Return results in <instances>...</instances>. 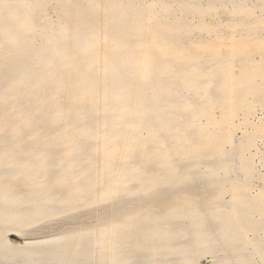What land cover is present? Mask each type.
Masks as SVG:
<instances>
[{
  "label": "bare ground",
  "instance_id": "6f19581e",
  "mask_svg": "<svg viewBox=\"0 0 264 264\" xmlns=\"http://www.w3.org/2000/svg\"><path fill=\"white\" fill-rule=\"evenodd\" d=\"M49 1H56V9L59 12L57 14L58 19L56 22L49 18H46L44 21H39L38 12L43 11ZM99 1L100 0H0V100L4 102V99L9 94V91L14 90L16 85L22 80L30 79L39 75L45 77L50 71L53 70H51V66L57 63L59 64L74 46H80L82 49H88V47L92 46L95 42L98 44L100 42L98 39H100L102 36H106L107 40L108 37H111L114 45L125 42V34H121V32L116 31L112 27V24L114 23L113 21L112 24H108V21H106L108 25H111L108 26L106 24L108 27L106 26V28L100 31L101 28L98 30L97 27H94L95 25L91 23L93 20L91 21L89 17H94L101 11H103L105 15H108L112 14L113 12L117 13L119 11L118 9L120 8L122 11L128 10L129 8L133 7L134 4L136 5L138 0H101L100 3ZM149 1L147 0V2ZM149 3L147 5H149ZM146 15L149 16V13ZM106 17L109 18L110 16ZM87 18H89V21H91V24L88 26L85 27L84 24L78 23V21H83ZM169 18H171V16ZM182 18H179V22L178 18L176 17L177 20L175 22L177 25L181 23V21L183 23L184 19L186 21L185 17L183 19ZM101 20L102 18H100L98 22H101ZM174 20L170 22L173 23ZM94 21H97V17ZM100 22L99 24L101 26L102 23ZM99 24H96V26ZM187 24L191 25L190 23ZM187 24H185L186 27H188ZM148 25L150 27L149 23ZM148 25H146V28ZM116 28L118 29L120 27ZM189 30L192 32L191 29ZM151 31L152 30H150V32ZM136 33L139 32L136 30ZM143 33L145 32L143 31ZM143 33L140 34L142 35ZM147 33L148 32L146 31L145 34ZM185 33L186 31H184L182 35ZM172 34L173 33H171L169 36L175 37L172 36ZM147 35H145L146 37L143 36V40L147 38ZM179 36H181V34ZM248 37L251 38L253 36ZM175 39L178 40L177 36ZM179 39L182 40L180 37ZM246 39L248 38L246 37ZM129 43L127 45H129ZM156 44L160 49H167V44L163 40H157ZM188 44L190 45V43ZM100 45H102V43ZM171 46L174 48L177 47L176 45ZM221 47L222 46H219V48ZM222 48L224 49V52H226L225 48ZM96 49L98 50V48ZM144 49L146 48L144 47L143 50ZM216 49L218 48H215L213 45L208 47V53L210 57L214 55L213 53ZM136 50L141 51V48H136ZM119 51H117L119 54L123 52ZM186 51H188V49ZM218 51L219 56L221 57L220 52L222 50L218 49ZM103 52L104 50L102 53ZM110 52L108 51V53ZM7 53L11 55L7 57ZM118 53L115 55V57L118 55ZM142 53L143 54L141 56H137V54L136 57H127L126 59L121 60H116L117 58L115 59L113 56L112 57L114 59L112 61V58H109L110 56L107 58L110 59L108 61H111L112 64H109L112 65L113 69L119 73L122 72V74L126 72L125 68L127 64H136L138 66L137 76L142 82L143 80L147 79L153 64L148 62L144 52ZM97 54L99 55L100 53H96V55ZM105 54H107V51ZM156 54L158 53L156 52ZM120 56L123 57V55ZM80 57L82 56L79 55V58ZM231 57H222L219 61H215L211 68L212 72L218 73L220 75L218 88L226 89L232 87L233 90H236L237 92L235 93L236 95H226L224 101H226L229 105H232L233 100L237 98L236 100L241 105L244 104L245 106L250 104V100L248 101L247 99H251V97H247L249 93L254 95V93L257 92L264 96V80L262 79L259 84L256 83L253 77V75L255 76L256 74L255 72L251 73L250 75L247 73L244 78L231 74ZM99 58L101 57L99 56ZM162 61L163 60H161L160 65L157 66L160 72L164 73L168 70L169 66L168 63H162ZM191 62L188 63L191 64ZM93 63L94 62L91 64ZM98 63L100 65V61L97 62V64ZM240 63L243 62L240 61ZM203 64L204 63L201 65ZM234 64L235 62L233 63V66ZM247 65L248 64H246V66ZM94 66L95 65H93V68ZM203 66H206V64ZM57 67L59 68L58 65ZM99 67L100 66L97 68L99 69ZM190 67L191 66H189V68ZM192 67V69L184 70L182 72L181 77L183 86L185 89L203 91L204 94L205 90L207 89L205 83H198L196 82V79V81L193 79V77L198 74V68L195 69L196 65L194 67L193 64ZM170 69L172 70V68L169 67V70ZM109 70L110 69H108V71ZM177 70L179 71V69ZM92 71L94 74V70ZM92 71L90 72L92 73ZM64 72H66V69ZM100 72L101 70L99 73ZM170 72L171 71H169V73ZM176 73L174 72V74ZM95 75L97 76L98 74L95 73ZM130 75H128V78ZM76 76L80 78L83 75L80 73V76L79 74ZM103 76L105 77L107 75H104L103 73ZM60 77L62 78L63 76ZM72 77L75 78L74 73L72 74ZM85 77L87 76L82 77V79ZM54 78L57 77L55 76ZM65 78L67 80V77H64V80ZM112 78L115 79L116 76ZM123 78L125 79V76ZM128 78H126L125 81H127ZM151 78L149 79L151 80ZM159 78H161V76ZM82 79L81 82L83 83ZM86 79H84V81ZM93 79L96 80L94 77ZM100 79L103 80L102 84H106L104 79ZM129 79L131 81L133 78ZM207 79L208 78L206 76V80ZM51 80H53V78ZM89 80L91 79L89 78ZM112 80L113 79L109 81ZM152 80L154 79L152 78ZM63 81L60 82L63 83ZM52 82H50L48 85H51ZM68 82L69 81H67V83ZM114 82L117 84L116 81ZM209 82L210 81L208 80V83ZM110 83L113 84L112 82ZM110 83H108L107 86ZM133 84H135L134 88H139H137V83L133 82ZM22 85L23 84H20V86ZM25 85L26 84H24V86ZM60 85L63 87L62 84ZM79 85H81V83ZM110 85L108 87H111ZM125 86L128 85L126 84ZM125 86H123V88ZM144 86L145 85L141 87L144 88ZM175 86H177V84ZM65 87L64 90L67 91ZM179 87L180 86H178V89ZM132 88H130V90ZM30 89L31 87H28L26 90ZM110 89L107 90L106 88L107 93L108 91L111 93ZM18 90L22 91L20 88ZM72 90L71 93L74 92ZM82 91H89V89L86 87ZM167 91V88H158L153 91L154 100H157V94ZM40 92H42V90H40ZM122 92L124 93V91ZM122 92L120 90L113 92L111 94L112 99L120 101L123 97ZM145 92L141 91V93ZM137 93L138 91H136V95L134 96H137ZM146 93L145 95L143 94L144 97L146 96ZM72 94L75 95L74 93ZM105 94L103 93V96ZM127 95L128 93L125 96L126 98ZM129 95L131 97V94ZM185 95L186 94H184V97ZM205 95L203 97H205ZM49 96L51 95L49 94ZM103 96H100V100L101 97L103 98ZM181 97H183V95ZM167 98L169 100V97ZM38 99L39 98H37V102H39ZM135 99L136 98H134V104ZM26 100L22 101L20 99L19 101L28 102ZM29 100L31 101L30 98ZM49 100L50 101L48 102H51L52 99ZM58 100L60 101L61 98ZM83 100L81 99L80 101ZM142 100L141 103L143 102ZM72 101L71 103L74 102ZM101 101L102 103H105L103 99ZM147 101H149V99ZM37 102L35 104H37ZM209 102L210 107L212 105L211 108H213L214 104L211 103V100ZM58 103L59 102H57V104ZM6 104H8V102ZM17 104L20 106V103ZM41 104L39 103V106H42ZM48 104L46 103V106ZM54 104L56 105V103L52 102L51 106ZM122 105H119L118 107L119 113H113L114 115L112 116L108 125L106 124L108 122V118L105 116L107 122H105L104 119L97 120L101 121H99V127H97V124L95 125L96 127H94L98 129L82 130L79 128H74L71 130H59V132L56 133V135H54L52 138L44 141H38L35 147L29 148V146V149H23L24 147L18 144V140L15 139L20 133L28 131L24 129L29 126V121L24 122L20 126H18L19 123L17 126L12 125L10 130H5L2 134L0 133V264H194L198 259L202 258V256H205V254H210L212 258V264H256L254 261V256L258 254L264 247V215L262 214V209L264 208V187L259 189L255 196L247 195V188L251 180L249 178L253 161L251 162V157L245 153V150L246 147L250 145L252 136L249 135L244 147H241V149L237 151L235 146L237 143L234 144L232 141L234 139H232L234 135H231V132H229L227 128L226 131L220 130V128L218 130L216 127L219 125L216 126L217 122L215 120H206L203 123L197 122L200 121V118L197 119L198 113H204L205 111L203 108H201L198 112L192 111V104L187 102V100L185 101L182 99L175 103V107L181 111L189 110L190 113L188 112L189 115L187 118V123H183L181 126L184 128L194 126L195 130H180V125H176L175 129L171 130L168 126L169 117L160 116L158 114H155L156 123L159 122V127H164L165 130H147V133L142 135L144 132L141 134L139 130H136L137 123H132L131 121H127L125 123V129L119 130L115 127V124H119L123 119L121 112L124 110V108ZM251 105L252 104H250V106ZM51 106L49 108H51ZM92 107H97L99 110L101 106L99 108L98 106ZM110 107L113 106L111 105L108 108ZM210 107L208 110L211 109ZM72 108L73 107H71V109ZM68 109L70 108L67 107V110ZM73 109H76V107ZM85 109L87 111L84 113L87 114V107ZM43 111L44 109L42 112ZM155 111H157V109ZM230 111V107L226 108V110L222 113L219 123L222 122L221 124H224L222 120H225L224 118L227 116L226 114L230 113L229 115H231ZM22 112L25 113V115L28 113V111ZM165 112L167 111L165 110ZM7 114L8 113L5 115L7 116ZM77 115H80V113ZM100 115L102 116V114ZM130 117H132L131 112L129 118ZM58 119L59 115L56 114L54 116V120ZM16 121L18 120L16 119ZM94 121L96 120L94 119ZM149 121H151V118ZM48 126L50 129V125ZM170 126L172 127V124ZM129 127L134 128L132 130ZM34 128L36 129V127ZM4 129L8 128H3V130ZM55 130L57 129L55 128ZM83 137H93L96 140V143L91 147L92 151L94 152L93 155L90 153V155H87L83 150V152L80 151V148L84 147L81 145L82 141L80 142V139ZM224 139L228 141V144L224 143L228 145L227 147L222 146V141ZM147 144H150V147H148ZM53 147H61V153L54 157L51 156L50 152V148ZM57 148L54 150L56 151ZM226 188H230L232 192L228 199H225L226 197H222V194ZM158 203L162 204V207H159L160 210H158V208L155 209V206ZM85 215L88 217H90V215H94L96 218L95 222L91 224H89L90 222H87L89 225L86 223L84 224V222L83 224L76 223V225H74V223L77 221L76 218L81 216L86 218ZM67 219L68 221L69 219H74L75 222L72 223L73 225L68 228H66L67 226H64L65 229L59 228L57 232H48L51 229L52 231L54 230V228H51L52 226L55 227V225H52V222H56L58 220L60 222V220L65 221ZM62 224L64 225V223ZM47 229H49L47 231L48 233H45L44 230ZM259 230H261V233L257 234L256 232ZM249 231H252L250 236V233H248ZM14 235L20 237V239L16 242L12 239L13 237H16Z\"/></svg>",
  "mask_w": 264,
  "mask_h": 264
},
{
  "label": "rangeland",
  "instance_id": "374dc122",
  "mask_svg": "<svg viewBox=\"0 0 264 264\" xmlns=\"http://www.w3.org/2000/svg\"><path fill=\"white\" fill-rule=\"evenodd\" d=\"M145 1H146V3H145ZM100 2H101V0L99 1V3ZM149 2H147V0H138L136 2L137 7L134 4V6L129 8L128 10L122 11V9L120 8V9H118L119 11L117 13L113 12L112 14H108V15L107 14L105 15V13H103V11H101L100 13H97V15H95L94 17L93 16H91L92 18L89 17L91 19V21L93 20L92 22L89 21V18H87L88 20L86 19V20H83V21H78V23L84 24L85 27L92 23L93 25H95L94 27L98 28V30L101 28L100 31H102L104 28H106V26L109 23L112 24L114 22L113 23L114 26L112 24V27L116 31L121 32V34H123V35L125 34L124 35L125 36V42H123L122 44L114 45L112 40H111V37H108V40H107L106 36H102L100 39H98L100 41V42L99 41L98 42L100 44L102 43V45H100L99 43L97 44V42H95L92 46L88 47V49L87 48L82 49L80 46H74V47H72L73 50L71 49V51L66 55V57L59 64L57 63V64L51 66V70L52 69L53 70L50 71L45 76L46 79H45V77H42V76L39 75V76H35L33 78H30V79H24V80L21 81L22 83L19 82V84H17L16 87L14 88V90L9 91V94L4 99V102L2 100H0V112H1L0 114H2V115H0V133L2 134V133H4L3 131L10 130L12 125L13 126H17L18 123H19L18 126H20L24 122L29 121V123H30L29 126L26 129H24V130H28V131L20 133L15 138L16 140H18V142L17 141L16 142L24 147L23 149H29V148L35 147L38 141H41V140L44 141V140L52 138L54 135H56V133L59 132V130H71V129H74V128H79V129H82V130H86V129L87 130H89V129L90 130H95V129H98V128H94V127H96L95 126L96 124H97V127H99L98 125H100L101 121L99 120L100 121L99 122L97 120L98 119H101V120L104 119V121L107 122L105 116H107V118H108V122L106 123L108 125L109 122L111 121L112 116L114 114H116V113H119L118 112V107H119V105H122V104L125 105V106L122 105L123 108H124V110L121 112L123 119H122V121L119 124H115V127L117 129H119V130L120 129H122V130L125 129V123L127 121H131L132 123H137L136 124L137 125L136 130H139L141 134L144 132L142 135H145L147 133V130H155V129L156 130H165L164 127H159V122L156 123L155 114H158V115L164 116V117H169L168 118V126H169V129H171V130H174L176 125H180V127H179L180 130H195L194 126H191L189 128H184L183 126H181V124L183 125V123L184 124L187 123V118H188V115L190 113L189 110L181 111V110H178L175 107V103L178 100H180V99L185 100V101L187 100V102L192 104L191 105V110L192 111L198 112L201 108H203V110L205 112L207 111L206 113L205 112L204 113H198L197 119L200 118V121H197V122L203 123L206 120H215L217 122L216 126L219 125L218 127H216L218 130L220 128V130H225L226 131V128H227V130H229V132H231V135H234V137H232V139L234 138L232 141L234 142V144L237 143V144H235V146L237 148V151H239L241 149V147H244V144L247 142L248 136L249 135L252 136V140L250 142V145L247 146L246 150H245V153H247V155H249L251 157V162L253 161L252 162V170H251V174H250V178H249L251 180H250V182H249L250 184L248 185V188H247V195L255 196L256 193L258 192V190L261 189L262 187H264V185H263L264 184V96L261 93H257V92L254 93V95L252 93H249L247 97H251V99L250 98H247V99H248V101L250 100L249 102H250V104H252L251 106H250V104H247L245 106H244V104L241 105L236 100L237 98L233 100L232 105H229L226 101H224V98L228 94L229 95L230 94L236 95L235 93H237V92H236V90H233L232 87H229V88H226V89L218 88V84H219L218 81H220V75L218 73L212 72L211 68H212L213 64L215 63V61L216 62L219 61L222 57L224 58V57L228 56V58H230L232 56L231 60H230L231 61V66L233 67V68L232 67L230 68V71H232L231 72L232 75L240 76V77L244 78V76H246L247 73L250 75L251 73L255 72L256 74H255V76L253 75V77H254V80H255L256 83L259 84V82L262 81V79L264 80V0H225V1L224 0H183V1L182 0H161V1L160 0H150ZM148 3H149V5H147ZM56 8H57L56 1H49L47 3L46 7L44 8V10L38 12V20L39 21H44L46 18H49V19H51V20L56 22L57 19H58V15L57 14L59 13ZM171 10H172V12H171ZM150 12H151V16H150ZM140 13H143V14H140ZM148 13H149V16L146 15ZM163 13H165V14H163ZM99 14L102 15V16H100ZM113 14L116 15V16H114ZM106 16H108V17L110 16V17L107 18ZM130 16H131V18H130ZM170 16H171V18H169ZM181 16L183 18L185 17L186 21L184 19L183 23L181 21V23L178 24L180 26H178L177 23L175 22L177 20L176 17L178 18V21H179V18H182ZM96 17H97V21H94L96 19ZM98 18L99 19L102 18L101 22L99 21L100 23H102L101 26H100V24L98 22V20H99ZM170 19L174 20L173 23H176V24L171 23L170 21H172V20H170ZM182 19H180V20H182ZM125 20H127V21H125ZM87 21H89V22H87ZM106 21H108V24H107ZM146 21H147V23H146ZM184 21L187 22V23H190L191 25L185 23ZM95 22H96V24H99V25L96 26ZM148 23L150 24V27H149ZM184 23L187 24L188 27H186ZM183 24H184V26H183ZM110 25H108V26H110ZM146 25H148L147 28H146ZM116 27H120V28L117 29ZM189 29H191L192 32H190ZM136 30L139 33H136ZM150 30H152V31L150 32ZM183 30L186 31V33L189 30L187 34L185 33L186 35L184 34L185 36L182 35V33H184ZM134 31H135V34H134ZM143 31L145 33L147 31L148 35L143 33ZM128 32H130V33H128ZM163 32L164 33L166 32L165 34H167V35H165ZM167 32H169V33H167ZM140 33H143V34L141 35ZM171 33H173L172 36H175V37L177 36V39L179 41L176 40L175 37L169 36V35H171ZM178 33H179V35L181 34V36H179ZM144 34L147 35V38H145L146 36ZM253 34H255L256 36L253 35ZM162 35L164 37L165 36L166 37L164 38ZM143 36H145L144 40H143ZM248 36H253V37L249 38ZM131 37H132L133 41L131 40ZM139 37H141V38H139ZM148 37H149V39H148ZM179 37L182 38V40H180ZM246 37L248 39H246ZM138 38H139V40H138ZM187 38H188V40H187ZM157 40H163L167 44V49H160L157 46V44H156ZM168 40H171V41H168ZM144 41H145V43H144ZM128 43H129V45H127ZM188 43H190V45ZM144 45H146V46H144ZM171 45H174V46L176 45L177 49L174 48ZM178 45H179V47H178ZM211 45L215 46V48L217 47L219 50L220 49L222 50L220 52L221 57L219 56L218 49H216L215 52L216 51L217 52L216 53L214 52L213 53L214 55L210 57V55L208 53V47L211 46ZM219 46L224 47L226 52H224V49L222 47L219 48ZM101 47H102V49H101ZM142 47L143 48L145 47L147 50L146 49L143 50ZM192 47H193V50H192ZM96 48H98V50ZM105 48H106L107 54H105L106 53ZM136 48L137 49L141 48V51L140 50H136ZM112 49H114V50H112ZM117 49H119L121 51H119ZM187 49H188V51H186ZM103 50H104L105 53L104 52L102 53ZM131 50L133 51V54L135 53L134 55L132 54ZM108 51L109 52L111 51V52L108 53ZM117 51H119V52L123 51V52L119 54ZM146 51H148V52H146ZM197 51H199V52H197ZM142 52H144L147 61L150 62L151 64L152 63L154 64V65L152 64V69H151L152 73H151V70H150L151 75L154 74V75H152V78L154 80H152L151 75L149 73L150 76L148 75V77H147V79L149 81L147 79H145V80H143L145 82H143V81L141 82V80L137 76L138 75V66L136 64H134V63L127 64L126 68H125L126 72H124L123 74H122V72L119 73V72H117V71H115L113 69V67L111 65L112 64L111 61L114 59L113 57H115V55L117 53H118V55L115 57V59L117 58L116 60H121V59H126L127 57L128 58L136 57L137 54H138L137 56H141L143 54ZM156 52L158 54H156ZM74 53H76L77 55L74 54ZM96 53H100V54L96 55ZM224 53H225V55H224ZM130 54H132V55H130ZM222 54H223V56H222ZM9 55H11V54H8V53L6 54L7 57ZM72 55H73V57H72ZM79 55L82 56V57L79 58ZM120 55H123V57L120 56ZM99 56L101 58H99ZM150 56L152 57V59H151ZM233 56H235V57H233ZM97 57H98V59H97ZM107 57L112 58L111 61H108L110 59L107 58ZM167 57H169V58H167ZM218 57H219V59H218ZM71 59H72V62H71ZM238 59H239V61H238ZM96 60H98V61H96ZM152 60H153V62H152ZM161 60H163L162 63H165V62L168 63V66L170 68H172V70L171 69L169 70V67H168V70L166 72L161 73L160 70L158 69V66H157V65H160ZM232 60H234V61H232ZM99 61H100V65H99V63L97 64V62H99ZM240 61L243 62V63H240ZM92 62H94V63L91 64ZM188 62L189 63L191 62V64H189ZM232 62L233 63L235 62L234 66H233ZM109 63H111V64H109ZM169 63L170 64L172 63L174 65L176 64L175 65L176 68L172 64L170 66ZM187 63H188V65H187ZM202 63L206 64V66H203L204 64L201 65ZM80 64H81V66H80ZM192 64L194 65V67L196 65L195 69L198 68V74H196L193 77V79L194 80L196 79L197 81L196 80L195 81L198 82V83L199 82L200 83H205V86L208 89V90L207 89L205 90V92L206 91L207 92L206 93L204 92V94H203V91H200V90L199 91H195L193 89H185L184 86H183L182 77H181L182 72L184 70L192 69L193 68ZM240 64H242V65H240ZM246 64H248V65L246 66ZM57 65L59 66V68L57 67ZM93 65H95L96 68L98 66H100L99 69L97 68L98 71L96 70L95 66H94L95 69L93 68ZM238 65H239V67H238ZM189 66H191L192 68L191 67L189 68ZM78 67H81V68H78ZM173 68H175V69H173ZM201 68H204L205 70L201 69ZM65 69H66V72H64ZM75 69L76 70L78 69L77 70L78 72ZM108 69H110V70L108 71ZM177 69H179V71ZM199 69H200V71H199ZM89 70L90 71L94 70V74H93V71L91 73ZM100 70H101V72L99 73ZM153 71H154V73H153ZM169 71H171V72L169 73ZM176 71H177V73H176ZM201 71H203L204 73L201 72ZM83 72L86 75H84ZM107 72H109V73H107ZM116 72H117L118 75L116 74ZM127 72H128V74H127ZM174 72L177 74V76H176V74H174ZM233 72H235V73H233ZM58 73H61V74H58ZM71 73L75 74V78L72 77ZM80 73L83 76H81L79 78L76 75L79 74V76H80ZM95 73L98 74V75L96 76ZM103 73H104V75H107L108 77L107 76L104 77ZM155 73L159 77L161 76V78H159ZM57 74L59 76V79H58ZM64 75H66V76H64ZM128 75H130L129 78H133L132 79L133 81L132 80L130 81V79L128 78ZM55 76L57 78H54ZM60 76H63V77L61 78ZM84 76H87V77L84 78V79L87 78L85 81H84V79H82V77H84ZM88 76H89V78L91 80H89ZM100 76H102V77H100ZM115 76H116L115 79H117V80L112 78V77H115ZM124 76H125V79L123 78ZM155 76H157V77H155ZM206 76L208 78L207 80H206ZM64 77H67V80H66V78L64 80ZM93 77L96 78L97 81L95 79H93ZM52 78H53V80H51ZM100 78L104 79V82H106V84L105 83L102 84L103 80H101ZM126 78H128L129 80L127 79V81H125ZM149 78H151L152 81ZM158 78H159V80L157 81ZM203 78H205V79H203ZM81 79H82L83 83L81 82ZM107 79H109V80L113 79V80L109 81ZM55 80H56V82H55ZM75 80H77V81H75ZM98 80H99V82H98ZM167 80H168V83H167ZM175 80H178V81H175ZM208 80L210 81L209 83L211 85L208 83ZM52 81H54V82H52ZM60 81L61 82L63 81V83H61ZM67 81H69V82L67 83ZM114 81H116L117 84H115ZM174 81L176 82L177 86H175L176 84H175ZM50 82H52L51 85L53 86V88H52L51 85H48V84H50ZM92 82L95 83V84H98V85H95ZM110 82H112L114 85L111 84ZM133 82L137 83V84L139 82L141 83V85H140V83L138 84V86L136 85L137 88L139 87L138 89L134 88L135 84H133ZM44 83H45V86H44ZM80 83H81V85H79ZM108 83L111 84V85L109 84L111 87H108L109 85L107 86ZM125 83L128 86H125L126 85ZM162 83H164V84H162ZM20 84H23V85L20 86ZM24 84H26V85L24 86ZM60 84H62L63 87H61ZM89 84H90V86H89ZM129 84H130V86L133 84L132 85L133 88H132V86L130 87ZM214 84H215V86H214ZM102 85H103V87L106 85L104 87L105 89L102 87ZM143 85H145L146 87L144 86V88H142L141 86H143ZM84 86H85V88L87 87L89 89V91L83 92L82 90L85 89ZM123 86H125V87L123 88ZM178 86H180L179 89H178ZM28 87H31V89L30 90H26ZM41 87H42V89H41ZM64 87L67 89V91L64 90ZM70 87H71V89H70ZM112 87L113 88L116 87V88H114L115 90ZM19 88L22 91L18 90ZM106 88H107V90L111 88L110 89L111 93H109V91H108V93H109L108 94ZM130 88H132V89L130 90ZM158 88H167L168 91L167 92H161V93L157 94V100H158L157 101V100H154V98H153V91H155ZM40 90H42V92H40ZM57 90H59V91H57ZM71 90L74 91L72 93H74L75 95H73L71 93ZM98 90H100V91H98ZM119 90L121 92L124 91V93L122 92L123 97H122V99L120 101H116V100L112 99L111 94L113 92L119 91ZM134 90L138 91V93H137L138 97L134 96V95H136V91H134ZM105 91H106V94H105ZM141 91L142 92L146 91L147 93L148 92L149 93L147 94L145 92L146 96L144 97L145 93H141ZM214 91H216V92H214ZM55 93L56 94L58 93V94L56 95ZM103 93L105 94L104 95L105 97L103 96ZM127 93H128V95L131 94V97H130V95L129 96L127 95V98H126L125 96H126ZM49 94L51 96H49ZM184 94H186L185 97H184ZM93 95H95V96H93ZM99 95L103 96V98L101 97V100L103 99V101L105 103H102V101L100 100V96ZM182 95H183V97H181ZM204 95H205V97H203ZM44 96H46V97H44ZM147 96H148V98H147ZM178 96H180V97H178ZM188 96H189V98H188ZM132 97L136 98L135 99V104H134V98H132ZM167 97H169V100H168ZM194 97H197V98H194ZM207 97L212 101L211 103L214 104L213 108H211L212 105L210 107V102H209L210 100ZM29 98L31 99V101L29 100ZM37 98H39L38 99L39 102H37ZM60 98H61V100L59 101L58 99H60ZM70 98H71V100H70ZM104 98H106L108 101L106 99H104ZM145 98H147V99H145ZM171 98L174 100V102H173V100ZM218 98H219V100H218ZM20 99L22 101L23 100L25 101L27 99L26 101H28V102H21V101H19ZM46 99H47V101H46ZM49 99H52L51 102H48V101H50ZM81 99L82 100L84 99V100L80 101ZM140 99L141 100L143 99L142 103H141ZM148 99H149V101H147ZM196 99H198V100H196ZM55 100H56V102H55ZM92 100H93V102H92ZM206 100H208V101H206ZM214 100H216V101H214ZM65 101H66V103H65ZM71 101L73 103H71ZM132 101H133V103H132ZM7 102H8V104H6ZM36 102H37V104H35ZM52 102L56 103V105L55 104L53 105L54 107L51 106ZM57 102H59L60 104L59 103L57 104ZM97 102H99V103H97ZM147 102H148V104H147ZM207 102H209V103H207ZM17 103H20V106ZM39 103L40 104L43 103L44 105L41 104L42 106H39ZM46 103L47 104L50 103V104L47 105L48 107L46 106ZM94 103H95V105H94ZM101 103L103 104V106H102ZM67 104H69V105H67ZM57 105H58V107H57ZM91 105L94 106V107L98 106V108L100 106L101 107L98 110L97 107L93 108ZM107 105H108V107L111 106V105L113 107L108 108ZM131 105H132V107H131ZM141 105H143L144 107L141 106ZM196 105H198V106H196ZM50 106H51V108H49ZM60 106H61V108H60ZM139 106H140V108L143 107L144 109L143 108L140 109ZM148 106H150V107H148ZM41 107H42V109H41ZM62 107H63V109H62ZM67 107L70 108V109L67 110ZM71 107H73V108L76 107V109H73V108L71 109ZM77 107H79V108H77ZM86 107L88 109L87 114H85L86 113L85 111H87L85 109ZM209 107L212 110L211 109L208 110ZM229 107L231 109V111H230L231 115H229L230 113L226 114L227 116H225V118H224L225 120H222L224 124H221L222 122L219 123V120H220V118L222 116V113L226 110V108H229ZM153 108H154V110H153ZM28 109H30V110H28ZM43 109H44V111L42 112ZM156 109H157V111H155ZM4 110H5V113H4ZM165 110L167 112H165ZM22 111H25V112L28 111V113H26V115H25V113H23ZM50 111H52V112H50ZM170 111H171V113H170ZM36 112H38V113H36ZM69 112H72L73 114L69 113ZM130 112H131V116L132 117L129 118ZM210 112H211V114H210ZM6 113H8L7 114L8 117L5 115ZM79 113H80V115H77ZM56 114L59 115V119L58 120H54V116ZM81 114H85V115H81ZM100 114H102V116ZM37 115H39V116H37ZM139 115H142V116H139ZM228 115H229V117H228ZM2 116H4V117H2ZM88 116H90V117H88ZM149 116L151 118V121H149L150 120ZM15 117H16V119L18 121H16ZM17 117H19V118H17ZM20 117H22V118H20ZM28 117H30V118H28ZM34 117H36V118H34ZM146 118H148V119H146ZM2 119L4 120V122H3ZM10 119H12V120H10ZM46 119H47V121H46ZM94 119L96 121H94ZM124 119L125 120L127 119V120L125 121ZM134 119H136V120H134ZM138 119H141V120H138ZM30 120H31V122H30ZM145 120H147V121H145ZM64 122H65V124H64ZM91 122H93V123H91ZM152 122H154V123H152ZM81 124H83V125H81ZM171 124H172V127L170 126ZM48 125H50V129H49ZM122 125H124V126H122ZM32 126L36 127V129L34 127H32ZM224 126H226V127H224ZM84 127H85V129H84ZM153 127H155V128H153ZM3 128H8V129H4L3 130ZM55 128L57 130H55ZM129 128H131L133 130L134 127H129ZM53 131H55V132H53ZM250 131H252V132H250ZM232 132H233V134H232ZM36 134H38V135H36ZM29 141L33 142V143H30ZM80 142H81V145L84 146V147L87 144L90 143L89 145H87L85 147L87 149L82 147V148H80V151L83 150L84 153L87 154V155L89 153L91 155L94 154V152L92 151L91 147L93 146V144L96 143V140L93 137L92 138L83 137V138L80 139ZM224 143L228 144V141H226L225 139L222 141V146L227 147L228 145H226ZM147 146L150 147V144H147ZM55 148H57V147L50 148L51 156H53V157L56 156L57 154L61 153V147H58L56 149V151L54 150ZM85 151H87V152H85ZM52 152H53V154H52ZM231 193H232L231 189L230 188H226L224 190L223 194H222V197L223 198L226 197L225 199H228L230 197ZM161 203H163V202H161ZM158 204H156L155 209L158 208V210H160V208L162 207L161 206L162 204H160V203H158ZM262 214L264 215V208L262 209ZM85 216H86V218L84 216L76 218V220H77L76 222H75L74 219H72V220L69 219V221H68V219L65 220V221L64 220H60V222L58 220V221H56L57 223L54 221L55 223L52 222V225H55V227H53V226L51 227V228H54V230L52 231V229H51L50 231H48L49 229H47V230H44V232L45 233H48V232L54 233V232H57L59 228L65 229L66 226H67L66 228L70 227L71 225H73L72 223H74V222H75L74 225H76V223L77 224H81V223L83 224V222H84V224L85 223L87 224V222L88 223L90 222L89 224H91V223L95 222L96 218H95L94 215H92V216L90 215V217H88L87 215H85ZM83 220H85V221H83ZM79 221H80V223H79ZM62 223H64V225ZM89 224H87V225H89ZM248 233H250L249 234V236H250L252 234V231H249ZM256 233L260 234L261 230L257 231ZM14 236H16V237L12 238L13 241L16 242V241H18L20 239L19 236H17V235H14ZM254 261H255L256 264H264V247L261 249V251L258 254H256L254 256ZM196 262L194 264H212V258L210 256V254H208V255L205 254V256H202V258L198 259Z\"/></svg>",
  "mask_w": 264,
  "mask_h": 264
}]
</instances>
